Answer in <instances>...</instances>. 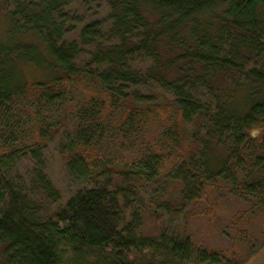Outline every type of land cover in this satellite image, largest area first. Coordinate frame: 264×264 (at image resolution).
<instances>
[{
	"label": "trees",
	"instance_id": "16d2710c",
	"mask_svg": "<svg viewBox=\"0 0 264 264\" xmlns=\"http://www.w3.org/2000/svg\"><path fill=\"white\" fill-rule=\"evenodd\" d=\"M79 2L0 0V264H242L264 233V0ZM232 209L231 251L169 230Z\"/></svg>",
	"mask_w": 264,
	"mask_h": 264
},
{
	"label": "rangeland",
	"instance_id": "374dc122",
	"mask_svg": "<svg viewBox=\"0 0 264 264\" xmlns=\"http://www.w3.org/2000/svg\"><path fill=\"white\" fill-rule=\"evenodd\" d=\"M80 2L82 0H79ZM79 2V5H80ZM77 7L80 8V6L77 5ZM11 28V22L10 19L5 16L0 11V43L5 42L7 39V34ZM23 72L25 78L29 82H36V81H46L47 74L42 69H35L32 66L23 67ZM241 96V95H239ZM238 96V99L240 97ZM58 143H54L50 146V148L47 150V159H48V175L53 182L55 188L61 193L66 195L70 192L72 189V179L67 173V164L68 161L66 158L61 157L58 154ZM173 191V189H172ZM151 190H149V193L145 194V204H142L141 207L147 208L142 212L143 217V227L142 232L143 234L147 235H154V232L152 231V224L153 219L151 215L153 214V211L150 210V203H149V196H150ZM238 208H247V204L244 202H237L234 207ZM233 207V208H234ZM236 210H228L226 212H219V222L215 224H208L205 220L193 218L187 220L185 215H181L178 218H176L174 221L172 219H167V222L169 223V230H173V227L175 230H181V227L183 228L184 225H186L188 231L187 233L190 234L193 237V240L195 242H199L204 248H213L220 252L225 251H231L234 249V241L235 238H237V231L238 228H233L230 226L229 221L231 217L234 215ZM161 216V213L160 215ZM164 217H167L166 214H164ZM170 220V221H169ZM165 221V220H164ZM174 224V225H173ZM241 224L238 226L240 227ZM255 237V240L252 241V247L255 248L253 255L245 261L242 262V264H264V233L262 234L261 239H257ZM257 241V242H256ZM236 249V248H235ZM237 250V249H236ZM245 255V254H244Z\"/></svg>",
	"mask_w": 264,
	"mask_h": 264
}]
</instances>
